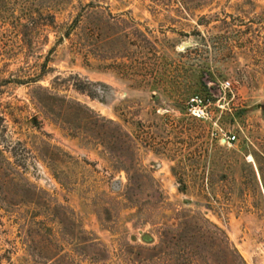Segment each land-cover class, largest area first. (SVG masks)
Masks as SVG:
<instances>
[{
    "label": "rangeland",
    "instance_id": "rangeland-1",
    "mask_svg": "<svg viewBox=\"0 0 264 264\" xmlns=\"http://www.w3.org/2000/svg\"><path fill=\"white\" fill-rule=\"evenodd\" d=\"M186 214L264 264V0H0V264H151Z\"/></svg>",
    "mask_w": 264,
    "mask_h": 264
},
{
    "label": "trees",
    "instance_id": "trees-1",
    "mask_svg": "<svg viewBox=\"0 0 264 264\" xmlns=\"http://www.w3.org/2000/svg\"><path fill=\"white\" fill-rule=\"evenodd\" d=\"M154 7H168L176 5L180 11L189 12L196 7L202 6L209 0H149ZM93 2H89L82 6V12L77 13L73 18L68 28L63 32L62 38H68L70 30L79 28L82 18H86L91 13L85 7H94ZM37 16H36V15ZM25 22L16 23L15 27L21 25L25 28L26 36L34 33L42 25L53 26L55 17L50 12L44 14L38 6L26 9L24 14ZM108 18L103 19L100 24L91 26L83 30L80 34V40L90 43L96 37L104 35L103 41L115 40L118 41L123 35L122 33H111V27L115 24H121L124 19L114 18L108 13ZM18 31L19 29L16 28ZM20 31V30H19ZM111 33V34H110ZM197 45H190L185 47V50L194 49ZM183 222L179 229L169 228L161 235L159 242L152 247H147L146 251L151 252L150 258H147L151 264H243L242 258L239 256L237 250L232 247L225 233L215 224L209 222L207 219H196L192 215H184ZM217 255L218 260H214L211 256Z\"/></svg>",
    "mask_w": 264,
    "mask_h": 264
},
{
    "label": "built area",
    "instance_id": "built-area-1",
    "mask_svg": "<svg viewBox=\"0 0 264 264\" xmlns=\"http://www.w3.org/2000/svg\"><path fill=\"white\" fill-rule=\"evenodd\" d=\"M206 109V102L202 100L199 96H194L190 100L188 111L190 114H192L196 118H202L204 117ZM235 139L234 136L227 137L226 142L230 143Z\"/></svg>",
    "mask_w": 264,
    "mask_h": 264
},
{
    "label": "bare ground",
    "instance_id": "bare-ground-1",
    "mask_svg": "<svg viewBox=\"0 0 264 264\" xmlns=\"http://www.w3.org/2000/svg\"><path fill=\"white\" fill-rule=\"evenodd\" d=\"M251 160V159H250Z\"/></svg>",
    "mask_w": 264,
    "mask_h": 264
}]
</instances>
